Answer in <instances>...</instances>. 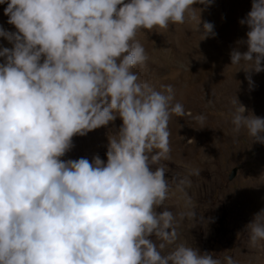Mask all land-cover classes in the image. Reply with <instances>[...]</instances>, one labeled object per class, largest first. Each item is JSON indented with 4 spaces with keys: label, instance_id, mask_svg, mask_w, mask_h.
Segmentation results:
<instances>
[{
    "label": "clouds",
    "instance_id": "obj_1",
    "mask_svg": "<svg viewBox=\"0 0 264 264\" xmlns=\"http://www.w3.org/2000/svg\"><path fill=\"white\" fill-rule=\"evenodd\" d=\"M211 3L0 0L16 29L0 27L12 45L0 48V264H237L179 238V223L196 216L190 190L200 170L170 182L160 162L169 159V121L184 106L171 85L157 89L134 71L147 60L140 31L191 23L201 40L215 36L194 7ZM239 23L248 31L231 66L264 71V0H252ZM232 106L233 132L264 144V118L237 96ZM118 118L106 160L62 159L73 137ZM172 196L175 213L165 205ZM244 231L250 246L264 242V209Z\"/></svg>",
    "mask_w": 264,
    "mask_h": 264
},
{
    "label": "rangeland",
    "instance_id": "obj_2",
    "mask_svg": "<svg viewBox=\"0 0 264 264\" xmlns=\"http://www.w3.org/2000/svg\"><path fill=\"white\" fill-rule=\"evenodd\" d=\"M251 4L252 0H212L208 7L194 5L203 9L202 22L214 25L215 36L204 40L191 23L138 32L136 39L144 46L147 60L134 69L157 89L171 85L175 100L184 106V116H172L169 121V159L160 162L170 182L189 167L200 170L199 176L192 177L190 190L196 216L179 223V238L220 259L231 255L237 264H264V242L250 246L244 231L264 209V144L252 141L245 130L234 133L230 115L237 96L247 112L264 118V71L249 73L231 66L229 55L235 42L246 38L247 26L239 21ZM5 7L0 5V27L16 31L7 23ZM3 47L12 45L0 37ZM196 115L205 116L203 125L193 119ZM121 123L118 118L86 136L73 137L74 147L62 159L91 160L98 154L106 160L108 136ZM234 168L236 176L230 179ZM165 205L174 213L180 210L175 196Z\"/></svg>",
    "mask_w": 264,
    "mask_h": 264
},
{
    "label": "water",
    "instance_id": "obj_3",
    "mask_svg": "<svg viewBox=\"0 0 264 264\" xmlns=\"http://www.w3.org/2000/svg\"><path fill=\"white\" fill-rule=\"evenodd\" d=\"M237 168H234L231 175L229 176L230 179H233L235 176H236V173H237Z\"/></svg>",
    "mask_w": 264,
    "mask_h": 264
}]
</instances>
